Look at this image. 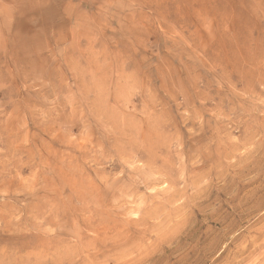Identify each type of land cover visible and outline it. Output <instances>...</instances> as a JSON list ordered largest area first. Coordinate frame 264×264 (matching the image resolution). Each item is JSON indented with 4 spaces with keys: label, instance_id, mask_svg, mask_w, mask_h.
Returning <instances> with one entry per match:
<instances>
[{
    "label": "rangeland",
    "instance_id": "374dc122",
    "mask_svg": "<svg viewBox=\"0 0 264 264\" xmlns=\"http://www.w3.org/2000/svg\"><path fill=\"white\" fill-rule=\"evenodd\" d=\"M0 264H264V0H0Z\"/></svg>",
    "mask_w": 264,
    "mask_h": 264
}]
</instances>
